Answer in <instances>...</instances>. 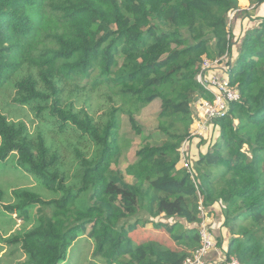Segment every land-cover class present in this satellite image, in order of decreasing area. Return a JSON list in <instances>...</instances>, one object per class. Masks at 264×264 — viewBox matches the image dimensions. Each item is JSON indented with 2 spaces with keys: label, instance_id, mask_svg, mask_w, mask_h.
Masks as SVG:
<instances>
[{
  "label": "trees",
  "instance_id": "trees-1",
  "mask_svg": "<svg viewBox=\"0 0 264 264\" xmlns=\"http://www.w3.org/2000/svg\"><path fill=\"white\" fill-rule=\"evenodd\" d=\"M240 1L0 0V89L11 86L16 104L60 131L74 128L95 147L92 158L73 149L76 168L68 177L41 133L34 140L23 122L0 112V161L16 155L53 196L12 191L7 212L24 226L5 241L19 245L22 264H59L80 234L92 240L95 264H183L200 245L198 193L209 215L220 208L225 259L264 264V14L244 32L229 67L240 98L213 121L218 137L190 171L176 167L182 143L191 141L192 106L212 98L197 80L202 61L231 56L238 41L228 17ZM84 81L87 87L76 86ZM68 83L75 86L67 91ZM101 85L109 107L99 122L87 98L77 108L70 97L82 99ZM154 100L156 125L122 171L130 142L119 117L141 136L136 115ZM146 222L169 245L136 239Z\"/></svg>",
  "mask_w": 264,
  "mask_h": 264
},
{
  "label": "rangeland",
  "instance_id": "rangeland-1",
  "mask_svg": "<svg viewBox=\"0 0 264 264\" xmlns=\"http://www.w3.org/2000/svg\"><path fill=\"white\" fill-rule=\"evenodd\" d=\"M238 5L247 7L243 12L242 10L238 12L236 11L231 13L228 17V24L232 26V31L235 35L233 38L234 42L243 38V32L255 25L254 20L257 18L258 14H264V3L256 6L250 4L249 1L248 3L246 1H240L238 2ZM234 53L233 50L231 56L228 54L225 57V60L229 62V65L234 64L236 60L234 59ZM226 66L227 64H222L215 70L218 75L217 77L220 80L227 79ZM74 86V83H68L66 90L68 91L74 88ZM76 86L81 88L82 86L87 87L88 84L84 81ZM14 94V89L9 85H5L0 89V112L6 116L8 121L15 123L23 122L34 140H36V134L41 133L46 139L49 147L57 152L59 163L61 165L60 168L64 171L66 176L70 177L74 174L76 168L77 159L73 152L75 147H77L85 157L92 158L95 147L89 138L81 135L79 131L72 127L60 131L58 124L52 123L47 118L42 119L41 117H36L34 111L26 106L18 105L13 101ZM65 95H67V92H65ZM80 95L82 96V99H76L73 95L70 99L75 101V106L79 108L83 106V99L87 98L88 112L100 122L104 111L109 107L107 98L104 96V86L101 85L100 88H96L90 92L87 90L83 91ZM159 105V100H154L149 105L143 107L139 114L136 115V119L142 127L141 136L134 135V133L130 131L125 116L121 115L119 117L120 134L123 136L124 140L130 142V147L127 149V152L123 151L122 153L120 162L122 171L131 161L134 150L140 144L141 138L152 131L156 125L155 115L159 110ZM218 134V129L216 130L213 128L210 134L207 133L204 137L194 138L193 141L191 140L188 142L186 144V148L189 147L188 151L184 149V146H181L183 162H188L189 166L192 167L193 160H195L198 154L204 153L208 146V141L210 139L214 141L218 137ZM183 162H179L177 165L180 164V166H183ZM123 174L124 177L130 181V177L125 173ZM66 180H68V178ZM24 187L31 188L40 193L43 199L53 197L51 192L44 189L26 169L18 165L16 155L12 154L5 161H0V264H22L25 262V256L20 251L19 245L10 246L5 241L24 226L20 217L15 214H9L6 209V205L13 201L12 191ZM213 210L211 225L215 234L214 239L217 243V248H219L220 251L225 252L227 249L228 236L226 230H224L221 225L223 222V216L220 212V208L214 207ZM31 213L35 214V210L33 209ZM143 218L144 221L147 220L145 217ZM26 226L27 228L30 227V225ZM221 234H223V238L220 236ZM135 235L136 239L153 237L160 239L167 245L170 243L148 222L143 226H139L135 230ZM92 250V240L86 234H80L69 248L66 259L59 264H95L92 258ZM215 261H218V259Z\"/></svg>",
  "mask_w": 264,
  "mask_h": 264
},
{
  "label": "built area",
  "instance_id": "built-area-1",
  "mask_svg": "<svg viewBox=\"0 0 264 264\" xmlns=\"http://www.w3.org/2000/svg\"><path fill=\"white\" fill-rule=\"evenodd\" d=\"M227 53L221 58L207 59L204 58L200 67V71L197 74V80L204 86V88L212 95L211 99H201L195 105L196 118L191 125L190 137H204L207 133H211L213 130V121L225 117L228 114L230 104L236 102L240 98L239 90L236 85H231L228 79L229 63L227 64L225 57ZM222 64H227V79L220 80L217 74L214 72ZM188 140L182 143L186 150V144ZM183 162V158L180 163ZM180 166V164H179ZM190 171L188 162H183V166ZM199 202V223H198V235L200 245L189 256H187L183 264H216L222 262L223 264H240L235 257L225 259L224 254L220 253L217 248V243L214 239L212 231V216L207 213L203 205V198L198 193ZM217 252L218 261L208 262L206 257L209 252Z\"/></svg>",
  "mask_w": 264,
  "mask_h": 264
},
{
  "label": "crops",
  "instance_id": "crops-1",
  "mask_svg": "<svg viewBox=\"0 0 264 264\" xmlns=\"http://www.w3.org/2000/svg\"><path fill=\"white\" fill-rule=\"evenodd\" d=\"M247 3H248V0H245ZM247 6H239V11H241L242 10V12L245 10V8H246ZM258 15H260V14H258ZM255 21V20H254ZM253 27V26H252ZM251 28V27H250ZM248 30V29H247ZM246 31V30H245ZM244 31V32H245ZM244 32H243V34H244ZM242 34V35H243ZM242 39V38H241ZM241 39L238 41V43H236L235 45H237V46H234L233 48H232V51L234 50V56H235V58L234 59H236V57L238 56V53H239V49H238V44H239V42L241 41ZM234 61V60H233ZM215 72V71H214ZM216 73V72H215ZM194 138H197V137H191V138H189L190 140H192L193 141V139ZM189 141V140H188ZM190 142V141H189ZM206 150V149H205ZM177 168H180V166L179 165H177L176 166ZM213 234H214V231H213ZM215 235V234H214ZM222 238H223V234H221L220 235ZM228 239V238H227ZM229 240V239H228ZM228 240H227V243H228ZM220 251V250H219ZM220 253H222V254H224V252L223 251H220ZM217 255H218V253L217 252H213V251H211V252H209L208 254H207V257H206V259H207V261L208 262H213V261H215L216 259H217Z\"/></svg>",
  "mask_w": 264,
  "mask_h": 264
},
{
  "label": "water",
  "instance_id": "water-1",
  "mask_svg": "<svg viewBox=\"0 0 264 264\" xmlns=\"http://www.w3.org/2000/svg\"><path fill=\"white\" fill-rule=\"evenodd\" d=\"M192 109L194 110V112H196V110H195V105L192 106Z\"/></svg>",
  "mask_w": 264,
  "mask_h": 264
}]
</instances>
